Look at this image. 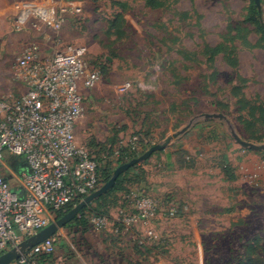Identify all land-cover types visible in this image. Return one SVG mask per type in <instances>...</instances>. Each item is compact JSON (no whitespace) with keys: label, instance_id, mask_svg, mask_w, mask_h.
I'll list each match as a JSON object with an SVG mask.
<instances>
[{"label":"rangeland","instance_id":"1","mask_svg":"<svg viewBox=\"0 0 264 264\" xmlns=\"http://www.w3.org/2000/svg\"><path fill=\"white\" fill-rule=\"evenodd\" d=\"M64 1L82 11L68 17L63 43L85 47L88 65L100 74L84 94L78 142L100 158L137 138L144 150L138 158L193 121L121 179L128 187L147 182L155 191L145 195L164 211L176 208L177 217L163 215L171 226L191 207L220 208L216 221L204 223L211 264H264V150L243 149L232 136L264 146V0L260 8L254 0ZM214 114L226 120L204 117ZM167 155L183 166L194 159L195 166L170 169ZM222 164L234 171V183L221 184ZM84 216L96 218L89 210ZM72 224L59 231L58 242L71 236Z\"/></svg>","mask_w":264,"mask_h":264},{"label":"built area","instance_id":"2","mask_svg":"<svg viewBox=\"0 0 264 264\" xmlns=\"http://www.w3.org/2000/svg\"><path fill=\"white\" fill-rule=\"evenodd\" d=\"M81 11L79 5L40 0L21 16L33 17L36 30L43 27L52 33L55 45L49 56L42 53L36 40L26 45L13 67L14 78L26 87V93L0 99V255L55 222L57 211L76 206L103 186L95 158L77 139V127L85 113L84 94L95 88L100 74L88 65L85 47L63 43L61 38L68 17ZM130 86L123 85L122 91ZM130 148L139 151V139L135 138ZM7 155L23 159L27 166L20 175L22 195L12 190L1 173ZM114 156L120 157V152ZM125 199L128 205L113 221L116 231L122 228L137 233L143 243L156 238L152 226L159 216L179 215L174 207L164 211L137 188ZM90 223L101 231L112 221L103 216ZM56 244L54 236L13 264H41L42 256L55 253Z\"/></svg>","mask_w":264,"mask_h":264},{"label":"crops","instance_id":"3","mask_svg":"<svg viewBox=\"0 0 264 264\" xmlns=\"http://www.w3.org/2000/svg\"><path fill=\"white\" fill-rule=\"evenodd\" d=\"M39 1L0 0V99L18 98L26 93V87L15 80L11 66L33 38H37L36 41H42L41 44L46 48L41 47L45 56L51 54L46 53V50L52 49L55 45L51 41L52 33L43 27H40V30L33 28V17L27 19L21 17L26 9L38 4ZM57 1L71 4V2L64 0ZM39 35L44 36L41 39L38 37ZM167 160L170 169L174 170L181 168V165L183 166V161L178 157L174 158V155H167ZM187 160L190 159L187 158ZM153 161L149 163L151 170L155 169L154 164H157ZM141 166L147 172V180L148 170L145 165ZM193 166H195L194 159L183 168L189 167L191 169ZM222 167L223 164L219 167L221 184L234 183L236 180H230L222 171ZM24 171H27V166L23 159L7 155L1 173L9 182L12 190L21 195L23 189L20 183V175ZM147 185V182H143L141 185L144 193H153L155 189H151L152 186ZM122 196L123 192H118L108 199V214L112 223L105 229L107 234L94 233V228H91L90 232L84 233L85 230H78L76 224H72L71 236L64 241H57L55 253L42 258L40 263L189 264L192 260V264H211L204 238V228H206L204 223L209 218L216 221L215 216L221 212L220 208L217 209L216 207L215 210L211 211L205 207H191L187 218L180 220L183 224L182 230H180V221H173L174 226H171L168 223L170 220L161 215L157 219L158 222L152 226L157 235L156 238L144 239L143 243L135 236L136 232V234L126 233L122 228L121 232H119L120 229L118 232L116 231L113 221L119 218L120 211L123 209Z\"/></svg>","mask_w":264,"mask_h":264},{"label":"water","instance_id":"4","mask_svg":"<svg viewBox=\"0 0 264 264\" xmlns=\"http://www.w3.org/2000/svg\"><path fill=\"white\" fill-rule=\"evenodd\" d=\"M257 7H261V0H254ZM206 119H219L226 120L224 115L214 114V115H205ZM193 121L189 123L186 127H184L180 132L170 135L166 138V140L159 145H155L150 148L146 153L142 156L132 159L130 162L125 163L119 166L113 173L111 179L105 183L100 189L91 193L89 196L85 197L81 202H79L76 206H74L70 211L64 214L61 218L53 222L47 228L43 229L36 235L24 240L17 247L11 249L10 251L0 255V264H13L17 261L22 255L26 252L33 249L35 246L42 244L46 240L58 235L59 231L66 226H68L75 218L79 215V213L85 209L87 206L98 200L99 198L106 195L109 191H111L118 178L127 172L132 167L145 162L148 160L154 153L162 151L166 149V147L175 139H177L180 135L186 133L192 126ZM232 136L235 141L243 148V149H251L255 151L264 150V146H258L247 141L242 140L235 132H232Z\"/></svg>","mask_w":264,"mask_h":264},{"label":"trees","instance_id":"5","mask_svg":"<svg viewBox=\"0 0 264 264\" xmlns=\"http://www.w3.org/2000/svg\"><path fill=\"white\" fill-rule=\"evenodd\" d=\"M254 12H255L254 15H256V16L258 15L260 18V12H258L257 8H255ZM261 29H262L263 34H264V24H261ZM129 149H131V148L129 147ZM129 149L116 150V151L120 152V157L117 158L118 160H116V162L111 161L110 163H108L111 160V158H113V159L116 158L114 156V153L116 151L112 152V154H113L112 156L110 154L106 157H100V158L94 157L95 161L97 162V165H98V175H99V179H100L99 182L101 185H104L105 183H107L111 179L114 171L119 166L127 163L128 160L130 161V159L132 160V159L136 158L137 156H139L140 154H142L144 152L141 143H140V150L139 151H133V150H129ZM128 151H131L132 154H130V153L128 154L127 153ZM114 162H115V166L113 167ZM222 171L226 174V176L229 177L230 180H236V176L234 175L231 167L223 165ZM121 178H122L121 176L118 178V180L115 183L114 188L111 191H109L105 196L99 198L98 200H96L95 202H93L92 204L87 206L85 209H83L79 213V215L75 218V220L72 221V222H75L78 230H83V231L85 230L84 233H86V231L90 232V230L92 228V224L90 223L89 220L86 219V217L84 216V212L89 210V211H92V213H94L95 217H103V216L109 217V214H108V203H109L108 199H109V197L115 195L118 192H123V196H122L121 200L123 202L122 205H124L123 207H125L128 205V202L125 199V195H127L132 189H135V188L143 191L142 187H141L143 182H139V183L133 182L128 187V185L126 186V184H128V183L126 181H123ZM126 187H128L127 190L125 189ZM102 200L104 201V203L107 206L106 210H103V206L101 205ZM78 203L79 202H77L76 204H78ZM95 203L98 204L97 209H93L94 208L93 204H95ZM74 206H75V204H71L68 207H66L65 209L57 211L56 212V219L58 220L59 218H61L64 214H66L68 211H70ZM182 208L183 207H180L181 211H183ZM119 232H121V229ZM141 248H143V247H141ZM44 257H46V256H42V258H44Z\"/></svg>","mask_w":264,"mask_h":264}]
</instances>
